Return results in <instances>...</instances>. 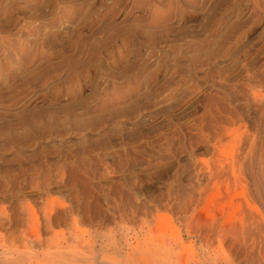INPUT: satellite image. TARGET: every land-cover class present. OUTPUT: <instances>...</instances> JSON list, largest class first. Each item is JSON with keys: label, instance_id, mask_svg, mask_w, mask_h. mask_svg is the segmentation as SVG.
Returning <instances> with one entry per match:
<instances>
[{"label": "rangeland", "instance_id": "obj_1", "mask_svg": "<svg viewBox=\"0 0 264 264\" xmlns=\"http://www.w3.org/2000/svg\"><path fill=\"white\" fill-rule=\"evenodd\" d=\"M263 154L264 0H0V264H264Z\"/></svg>", "mask_w": 264, "mask_h": 264}, {"label": "bare ground", "instance_id": "obj_2", "mask_svg": "<svg viewBox=\"0 0 264 264\" xmlns=\"http://www.w3.org/2000/svg\"><path fill=\"white\" fill-rule=\"evenodd\" d=\"M263 158H264V154H263ZM262 179H264V178H262ZM255 190V189H254ZM256 191H258L257 193H258V200L264 205V183L262 184V186H257V188H256ZM244 218V217H243ZM257 225V224H256ZM253 228V227H252ZM263 228L261 227V225H258V231L260 232L261 230H262ZM249 230V229H248ZM242 231V230H241ZM245 231L246 230H244V232L242 231L241 232V234L240 233H238V234H240L241 236H243L244 234H245ZM249 231H251V230H249ZM238 232V231H237ZM242 233H244V234H242ZM262 232H260V234H261ZM237 234V235H238ZM246 234H247V232H246ZM249 234V233H248ZM251 234V233H250ZM240 235H238V236H240ZM248 237V236H247ZM255 241V240H254ZM261 242V241H260Z\"/></svg>", "mask_w": 264, "mask_h": 264}]
</instances>
